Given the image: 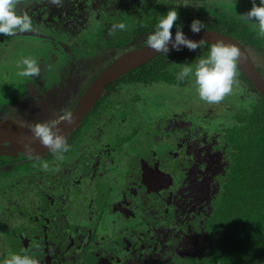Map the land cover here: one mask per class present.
Masks as SVG:
<instances>
[{"label": "flooded vegetation", "instance_id": "flooded-vegetation-1", "mask_svg": "<svg viewBox=\"0 0 264 264\" xmlns=\"http://www.w3.org/2000/svg\"><path fill=\"white\" fill-rule=\"evenodd\" d=\"M74 1L16 3L18 13L33 18L34 30L14 36H36L38 46L55 58L54 76L61 79L54 88L62 83L70 92L49 100L54 83L44 85L41 74L26 85L18 80L22 86L16 81L14 101L30 107L23 109L26 115L0 121L30 129L37 122L55 125L100 70L146 43V34L133 31L129 17L141 0L122 2L130 7V15L122 12V18L105 21L92 4ZM121 23V34L113 31ZM7 38L0 35V44ZM104 39L111 46L104 56L81 57L78 49L95 51ZM138 39L140 44L134 43ZM66 56L78 61L74 69L63 59ZM155 57L161 63L155 69L157 79H125V73L105 86L65 136L70 149L62 159L49 150L28 153L0 143V260L23 253L38 264H196L210 256L216 227L228 241L226 233L242 235V219L251 216L253 230L260 197L255 184L246 196L242 183L238 193L232 188L229 133L257 118L258 104H206L187 79L177 78L182 63H194L198 56L182 49L158 53L141 65L152 64ZM87 63L90 68H85ZM39 66L43 70V64ZM256 66L264 76V64ZM244 77L238 70L239 92L251 88L257 95ZM34 90L39 103L30 100ZM239 92L231 95L240 96ZM220 106L225 115L218 112ZM242 139L238 132L236 141Z\"/></svg>", "mask_w": 264, "mask_h": 264}, {"label": "trees", "instance_id": "trees-1", "mask_svg": "<svg viewBox=\"0 0 264 264\" xmlns=\"http://www.w3.org/2000/svg\"><path fill=\"white\" fill-rule=\"evenodd\" d=\"M33 1L43 3L47 0H17L27 4ZM129 0H75L74 3L80 2L89 7L91 4L94 9L98 8L100 19H120L121 13L127 12L129 16L130 7L124 3ZM139 1V0H137ZM139 9L132 12L129 16L131 26H135V32L144 31L146 36L154 30V26L159 18L165 14L170 8H175L178 13V19L173 26V33L176 31V26H181L182 30L189 29L190 22L195 18L203 22L204 28H214L226 32L236 37L250 53L256 57L258 65L264 64V38L259 34L257 29H252L251 22L242 18L240 14L246 13L252 6L253 0H240L241 8L237 12H230L225 9L217 7L215 0H141ZM124 2V3H122ZM258 4L259 0H255ZM84 6V7H85ZM83 7V8H84ZM154 8V10H153ZM112 13V14H111ZM109 16V17H108ZM258 28V27H257ZM102 31V30H101ZM132 31V32H133ZM100 32V31H99ZM119 32V29H117ZM129 38V37H128ZM95 40V39H94ZM146 40V37H145ZM108 40H100L98 49L94 51L90 49L80 48L81 57L90 58V56H97V58L104 56L105 52L111 49ZM91 45L96 46L92 42ZM211 43H205L195 51H189L187 48H182L186 54H193L195 56H204L207 54ZM175 51V50H172ZM176 52V51H175ZM152 64L145 63L128 73L123 75L125 79H137L144 81L146 79H157L159 73L155 71L161 63L157 57ZM152 61V60H151ZM151 66V67H149ZM237 69L243 72L237 64ZM166 79L169 73H165ZM120 78V77H118ZM173 80V78H172ZM254 103L258 104V117L248 120V125L240 126L238 132L242 135V141H236L237 133L235 126L229 135L232 137L229 140L230 151V183L232 188L238 193L239 185L242 183L243 193L250 192L249 186L255 184L259 193V211H255L253 217L254 227L251 230V216L244 217L242 235L227 232L228 241L223 238L222 229L216 227V231L212 233V248L210 256L207 261H197L196 264H264V101L261 95H255ZM252 101H250L251 103ZM239 167V169H238ZM248 183H243L247 182ZM236 193V194H237ZM251 199V194L247 197ZM218 212L221 210V205L218 206ZM248 215H250L248 211ZM218 216V214H217ZM235 226L237 224L234 223ZM228 229H230L228 227ZM231 230H237L232 228ZM232 235V236H231Z\"/></svg>", "mask_w": 264, "mask_h": 264}, {"label": "clouds", "instance_id": "clouds-1", "mask_svg": "<svg viewBox=\"0 0 264 264\" xmlns=\"http://www.w3.org/2000/svg\"><path fill=\"white\" fill-rule=\"evenodd\" d=\"M57 3L58 0H51ZM17 0H0V35L14 36L17 33L34 30L33 18L25 13H18L16 10ZM243 19L253 22L258 27V33L264 37V0L257 4L253 0V6L244 14ZM178 19L175 8H170L163 14L154 26V30L146 36L147 46L156 53L168 54L170 51H181L187 48L195 51L206 43L204 38L198 40L190 39L183 32L181 26H176L173 34V26ZM124 24L114 25L113 31L124 29ZM189 30L193 33H200L203 30V22L193 19L189 24ZM241 57V50L238 46L225 43L218 39L208 48L207 54L198 56L194 63H182L177 78L181 81L187 79L195 92L196 97L209 105L218 104L234 91H240L237 79V64ZM17 75L20 77H37L40 74V66L34 57H25L17 63ZM63 118L68 123L73 120L71 112H65ZM54 123L37 122L32 125V135L38 139L40 144L51 151L59 158L68 152L70 145L65 136L54 131ZM25 150L31 153V146L26 144ZM0 264H38V260L29 254L10 253Z\"/></svg>", "mask_w": 264, "mask_h": 264}, {"label": "water", "instance_id": "water-1", "mask_svg": "<svg viewBox=\"0 0 264 264\" xmlns=\"http://www.w3.org/2000/svg\"><path fill=\"white\" fill-rule=\"evenodd\" d=\"M183 32L190 39L198 40L202 37L207 43L212 44L221 38L225 43L238 46L241 50L238 66L258 90L264 101V76L253 62L245 46L238 39L213 28H203L200 33H193L189 29L183 30ZM156 54L158 53L150 49L145 43L140 47L132 48L117 56L111 63L100 70L86 86L73 109L70 111L73 115L72 122L68 123L62 118L54 125L53 130L66 136L101 96L108 83L127 73L129 70L140 66ZM1 142H8L14 150H21L24 152H27L24 147L26 144L31 146V153H39L47 150L40 144L38 139L32 135L30 128L21 123L9 120L0 121V143Z\"/></svg>", "mask_w": 264, "mask_h": 264}, {"label": "rangeland", "instance_id": "rangeland-1", "mask_svg": "<svg viewBox=\"0 0 264 264\" xmlns=\"http://www.w3.org/2000/svg\"><path fill=\"white\" fill-rule=\"evenodd\" d=\"M49 1V0H47ZM216 5L220 8H224L230 12H237L238 9L241 8V1L240 0H228L227 2H224L223 0H217L215 1ZM251 27L252 29H257V35L258 33V28L257 25L253 22H251ZM30 38H25L23 35H19L18 37L15 36H10V38H7L4 42V44H0V118H13V117H17V115L20 117L21 112H23L25 115L26 113L23 111V109L25 107H30L28 106V104H25L23 101H14V97L15 95L18 93L17 90H15V84H17L16 81L18 80H22L24 82V85H26V83H28V81H32L34 78L33 77H20L17 75V63L18 61H20L21 59L25 58V57H34L37 59V63L43 64V70L40 68V79H42L44 85H48L50 86L51 84H53L52 87V91H54L56 94L51 93L47 94L50 98L49 100H53L54 97L53 96H57L58 93H60V95H64L65 93H69V89L68 86L65 87V85H63L62 83L60 84V87H58V85L54 88L55 84L57 81H59L61 79L60 75H57L56 77L54 76V71H53V67L52 64L54 63L53 61L55 60V58L51 55L47 56V50L45 48H42L40 46H38L39 44H37L35 41H38L36 39V36L34 35H29ZM262 37V36H261ZM5 38V36H3V39ZM264 38V37H262ZM34 39V40H32ZM39 42V41H38ZM141 39L136 40L134 43H139L140 44ZM134 44H131L130 46H133ZM38 52H35V51ZM6 54V55H5ZM29 54V56H28ZM256 65H258L256 62L257 59L255 56H253ZM7 59V60H5ZM64 60H66L74 69L77 66V60L73 59L70 60L69 58L64 57ZM43 63H39L42 62ZM50 64V65H49ZM88 66V68H90V64L87 63L85 65V68ZM264 69V67H263ZM74 71H77V69H75ZM87 77V76H84ZM36 79H39L38 77H35ZM88 78V77H87ZM18 81L19 87L22 86V83ZM33 82V81H32ZM35 83V82H34ZM37 86V85H36ZM35 86V89H36ZM54 88V89H53ZM12 90V92H10ZM22 92H25L24 90H22ZM34 95L33 98L31 97V99L28 97H26L27 99L33 100L34 99V103H39L38 99H37V91H33ZM48 91H45V93H47ZM239 92V91H238ZM11 94V95H10ZM240 96H232V95H228L224 98L223 101H221L220 103H250V101L253 100L254 98V91L251 88H247L244 90H242L241 92H239ZM46 97V96H45ZM13 98V99H12ZM42 97H40L41 99ZM63 99V98H62ZM10 101V102H9ZM5 102V103H4ZM9 103H13L11 105H7ZM18 106L22 107V110L17 108ZM37 106V104H35V107ZM221 109L218 110V112L221 115H225L226 111L223 109L222 110V106H220ZM34 110H32V112L30 114L33 113ZM202 115V114H201ZM22 117V116H21ZM23 118V117H22ZM30 123V122H29ZM32 124V123H30ZM146 141V137L142 139L141 144H143V142ZM207 151V150H206ZM204 152V155L206 154L207 156H210V152ZM185 161V158H184Z\"/></svg>", "mask_w": 264, "mask_h": 264}]
</instances>
